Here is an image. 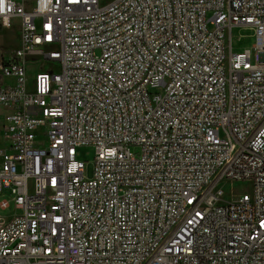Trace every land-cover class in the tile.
<instances>
[{"label": "built area", "instance_id": "built-area-1", "mask_svg": "<svg viewBox=\"0 0 264 264\" xmlns=\"http://www.w3.org/2000/svg\"><path fill=\"white\" fill-rule=\"evenodd\" d=\"M16 26L0 264H264V0H0V31ZM38 58L59 71L30 86Z\"/></svg>", "mask_w": 264, "mask_h": 264}, {"label": "rangeland", "instance_id": "rangeland-1", "mask_svg": "<svg viewBox=\"0 0 264 264\" xmlns=\"http://www.w3.org/2000/svg\"><path fill=\"white\" fill-rule=\"evenodd\" d=\"M233 46L236 53H240L246 49H253L256 40L254 38V31L250 28H236L233 30ZM19 44V28L14 27L10 31H0V51L14 50ZM58 72L59 65L55 62L45 61L43 59H32L29 66V85L31 86L36 75L40 72ZM79 159L86 164L85 174L88 178L93 176L95 151L92 147H86L79 150ZM224 192V200L232 202L239 199L244 194L251 195L253 192V184L250 181L243 182H227L222 184ZM4 199L10 200L6 195L0 197V202ZM14 210L13 205L6 212L1 211V214L6 215L12 213Z\"/></svg>", "mask_w": 264, "mask_h": 264}, {"label": "crops", "instance_id": "crops-1", "mask_svg": "<svg viewBox=\"0 0 264 264\" xmlns=\"http://www.w3.org/2000/svg\"><path fill=\"white\" fill-rule=\"evenodd\" d=\"M18 46H19V44H18ZM18 48V47H17Z\"/></svg>", "mask_w": 264, "mask_h": 264}]
</instances>
